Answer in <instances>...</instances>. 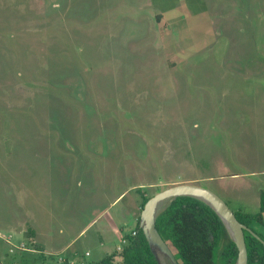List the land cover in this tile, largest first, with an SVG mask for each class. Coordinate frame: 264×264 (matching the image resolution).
<instances>
[{
	"label": "rangeland",
	"instance_id": "obj_1",
	"mask_svg": "<svg viewBox=\"0 0 264 264\" xmlns=\"http://www.w3.org/2000/svg\"><path fill=\"white\" fill-rule=\"evenodd\" d=\"M188 183L259 212L264 0H0V264L106 256Z\"/></svg>",
	"mask_w": 264,
	"mask_h": 264
},
{
	"label": "trees",
	"instance_id": "obj_2",
	"mask_svg": "<svg viewBox=\"0 0 264 264\" xmlns=\"http://www.w3.org/2000/svg\"><path fill=\"white\" fill-rule=\"evenodd\" d=\"M147 200L144 198L142 206ZM234 214L250 229L244 231L247 264H264V237L251 226L253 222H264V191H260L259 212ZM155 226L177 264H235V244L217 214L198 199L176 197L170 200L157 214ZM135 231V236H127L128 242L122 248V264H158L139 227V220ZM112 258L107 256L94 264H111Z\"/></svg>",
	"mask_w": 264,
	"mask_h": 264
},
{
	"label": "water",
	"instance_id": "obj_3",
	"mask_svg": "<svg viewBox=\"0 0 264 264\" xmlns=\"http://www.w3.org/2000/svg\"><path fill=\"white\" fill-rule=\"evenodd\" d=\"M176 197H191L208 205L217 214L231 241L236 246L237 258L235 264H247L244 231H250V229L237 220L234 212L230 210L228 205L217 194L197 184L189 183L177 184L156 193L144 203L141 210L139 227L158 264H163V259H166L171 264H177L173 252L160 236L155 226V220L160 211L161 204Z\"/></svg>",
	"mask_w": 264,
	"mask_h": 264
},
{
	"label": "crops",
	"instance_id": "obj_4",
	"mask_svg": "<svg viewBox=\"0 0 264 264\" xmlns=\"http://www.w3.org/2000/svg\"><path fill=\"white\" fill-rule=\"evenodd\" d=\"M118 199V198H117ZM117 199H116V201H117ZM115 203V201H112L107 207H105L104 208V210L101 212V210L100 211H98L97 212V210L95 211V213H94V215H93V218L92 219H88V220H84V224H86V226L88 225V226H90V225H92L93 223H95V222H98L100 219H102V217H104L111 209H112V205ZM122 208H123V210H125L126 212L125 213H129L130 214V211L128 210L129 208H127L126 207V205L124 204V205H122ZM97 213L99 214V213H102V214H100L101 216H98L97 215ZM255 214V213H254ZM97 216V217H96ZM130 219H128V223H129V225H131V231H130V233H125V234H123V236H121V245H119V246H116V248H115V251L114 252H111L110 254H108V255H106V256H103L102 255V253H101V250H99V252L98 253H96V257H93V253H91V251L90 250H85L84 251V257H89V258H91V261H89V262H86V261H84V258H83V256L81 255H79V253L78 252H76V253H74V251H76V250H72V248H70V249H67L66 250V252H68L67 254V256L65 257V258H67L68 259V261L69 262H67V263H69V264H75L76 262H77V260H74L75 258H76V256L78 257V258H80V260L78 261L79 262V264H94V263H97V262H99L100 260H102L103 258H105V257H107V256H113V258H112V263L111 264H122V257H121V251H122V248L124 247V245L128 242V239H127V236H132L131 235V232L134 230L135 231V228H136V225H137V221L139 220V218H138V216L137 217H133V215H131L130 214ZM95 218V219H94ZM263 221H264V219H263ZM136 222V223H135ZM134 223L136 224V225H134ZM253 223H256V222H253ZM253 223H252V228H254L253 226H255V225H253ZM116 225V222H114L113 223V225ZM259 224H262V225H260V227L261 226H263L264 227V222L263 223H259ZM113 226V228H109L108 227V230H111V231H119V229H120V227H122V225H120L119 227H116V226ZM110 226V225H109ZM259 226H257L256 225V231H257V233H260V234H263L264 235V230L262 229V228H260ZM88 229H86V228H84V229H82L81 231H80V233H83L84 231H87ZM59 250V249H58ZM58 250H56V251H58ZM62 258V257H61ZM61 259H59V261H60Z\"/></svg>",
	"mask_w": 264,
	"mask_h": 264
},
{
	"label": "built area",
	"instance_id": "obj_5",
	"mask_svg": "<svg viewBox=\"0 0 264 264\" xmlns=\"http://www.w3.org/2000/svg\"><path fill=\"white\" fill-rule=\"evenodd\" d=\"M131 235H132V236H135V235H136V231H132V232H131ZM81 264H82V263H81Z\"/></svg>",
	"mask_w": 264,
	"mask_h": 264
}]
</instances>
